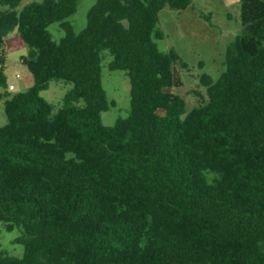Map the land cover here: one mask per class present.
Segmentation results:
<instances>
[{
  "label": "trees",
  "instance_id": "16d2710c",
  "mask_svg": "<svg viewBox=\"0 0 264 264\" xmlns=\"http://www.w3.org/2000/svg\"><path fill=\"white\" fill-rule=\"evenodd\" d=\"M192 1L96 0L76 32L79 0H0V62L16 31L33 77L12 94L0 68V221L24 246L0 264H264V0H240L225 69L188 111L157 39L161 12ZM104 52L130 82L110 125ZM53 80L71 85L58 108Z\"/></svg>",
  "mask_w": 264,
  "mask_h": 264
},
{
  "label": "rangeland",
  "instance_id": "374dc122",
  "mask_svg": "<svg viewBox=\"0 0 264 264\" xmlns=\"http://www.w3.org/2000/svg\"><path fill=\"white\" fill-rule=\"evenodd\" d=\"M31 1L34 0H22L21 7ZM95 1L79 0L77 12L69 18L76 32L85 27L88 10ZM159 27L164 35L162 39H157L159 47L162 50L174 48L181 57L175 65L180 85L166 90L180 95L189 111L208 98L202 76L209 74L216 79L225 69L227 46L242 31L240 0H193L184 11L166 7L161 12ZM50 30L56 39L64 34L57 23L52 24ZM28 49L16 31L5 40L3 54L8 85H15V89L9 90L12 94L28 89L33 83L31 73L22 62ZM111 59L104 52L103 86L110 102L114 103L102 114L103 122L107 125L113 124L120 116H126L130 110L129 78L125 71L109 68ZM70 87L62 80H53L41 95L58 108ZM5 123L4 99H0V125ZM21 233L19 228L7 230L0 221V252L22 256L24 246L18 242Z\"/></svg>",
  "mask_w": 264,
  "mask_h": 264
},
{
  "label": "built area",
  "instance_id": "2783aa9c",
  "mask_svg": "<svg viewBox=\"0 0 264 264\" xmlns=\"http://www.w3.org/2000/svg\"><path fill=\"white\" fill-rule=\"evenodd\" d=\"M2 57H3V60L0 62V68L5 67V63H6V61H5V55L2 54ZM17 76H19V75H17ZM13 89H15V85L13 83H10L8 85V90H13Z\"/></svg>",
  "mask_w": 264,
  "mask_h": 264
},
{
  "label": "crops",
  "instance_id": "0c3cea01",
  "mask_svg": "<svg viewBox=\"0 0 264 264\" xmlns=\"http://www.w3.org/2000/svg\"><path fill=\"white\" fill-rule=\"evenodd\" d=\"M5 73H6V70H5Z\"/></svg>",
  "mask_w": 264,
  "mask_h": 264
}]
</instances>
